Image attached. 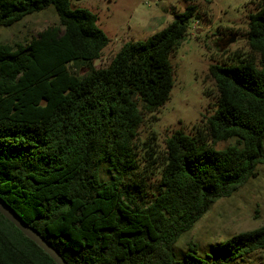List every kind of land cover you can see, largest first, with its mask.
<instances>
[{
  "label": "trees",
  "instance_id": "1",
  "mask_svg": "<svg viewBox=\"0 0 264 264\" xmlns=\"http://www.w3.org/2000/svg\"><path fill=\"white\" fill-rule=\"evenodd\" d=\"M71 1L0 0V27L50 5L59 17L27 41L0 43V197L69 264H230L263 250L264 223L215 245L206 258L190 243L178 259L174 245L264 163V0L248 17L249 51L209 66L213 113L194 135L175 131L163 151L153 136L143 168L138 129L170 98V56L198 7L188 5L145 40L124 43L98 68L110 39L96 13ZM229 139L235 143L216 147ZM153 174L150 194L144 184ZM0 264L57 263L0 213Z\"/></svg>",
  "mask_w": 264,
  "mask_h": 264
},
{
  "label": "rangeland",
  "instance_id": "2",
  "mask_svg": "<svg viewBox=\"0 0 264 264\" xmlns=\"http://www.w3.org/2000/svg\"><path fill=\"white\" fill-rule=\"evenodd\" d=\"M259 0H72V8H87L98 15V24L110 39L96 67L107 66L128 41H142L167 27L176 13L190 4L198 7L199 17L190 21L187 35L170 56L175 82L169 100L145 117L135 140L139 167H144L147 144L155 142L163 151L165 141L175 131L194 135L215 109L216 88L209 77V66L221 63L234 51H249L247 43L248 17L256 11ZM59 17L54 5L0 27V43L14 44L36 36L46 27L57 24ZM233 38V42L229 39ZM84 74L85 68L78 69ZM209 89V94L207 90ZM235 143V139L216 144L219 149ZM140 169L138 184H143ZM257 175L233 195L215 202L194 227L184 233L174 245L178 259L189 252V244L197 245L202 258L212 248L240 232L256 229L264 223V163L257 166ZM108 165L101 169L102 179H109ZM157 176L144 184L148 193L157 186ZM230 264H264V249L257 250Z\"/></svg>",
  "mask_w": 264,
  "mask_h": 264
},
{
  "label": "water",
  "instance_id": "3",
  "mask_svg": "<svg viewBox=\"0 0 264 264\" xmlns=\"http://www.w3.org/2000/svg\"><path fill=\"white\" fill-rule=\"evenodd\" d=\"M234 39H229L233 42ZM0 213L11 221L29 239L39 245L57 264H69L60 252L51 245L36 229L27 225L24 220L0 197Z\"/></svg>",
  "mask_w": 264,
  "mask_h": 264
}]
</instances>
